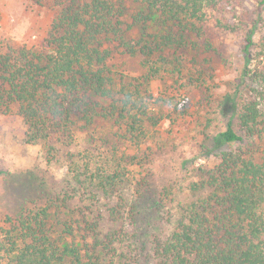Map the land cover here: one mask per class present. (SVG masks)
<instances>
[{
    "label": "trees",
    "instance_id": "1",
    "mask_svg": "<svg viewBox=\"0 0 264 264\" xmlns=\"http://www.w3.org/2000/svg\"><path fill=\"white\" fill-rule=\"evenodd\" d=\"M254 1L237 11L236 0H58L41 44L0 52V105L16 106L26 140L65 164L72 190L7 217L0 264H141L122 192L139 196L144 179L123 149L160 120L151 82L162 72L188 85L184 56L214 50L218 32L241 35L246 63L256 58L264 0ZM116 54L138 56L141 71L127 72ZM251 79L252 93L211 137L216 162L195 169L176 224L152 238L153 264H264V63Z\"/></svg>",
    "mask_w": 264,
    "mask_h": 264
},
{
    "label": "rangeland",
    "instance_id": "2",
    "mask_svg": "<svg viewBox=\"0 0 264 264\" xmlns=\"http://www.w3.org/2000/svg\"><path fill=\"white\" fill-rule=\"evenodd\" d=\"M254 2L236 0L237 11L251 10ZM58 7V0H0V52L9 47L35 49ZM212 37L214 50L199 52L194 62H189L191 54L184 56L183 65L193 78L188 85L185 78L162 72L151 82V106L160 120L148 127L140 145L123 149L136 156L133 173L144 179L139 196L132 188L122 192L134 205L128 229L135 236L141 264H153L148 258L152 238L168 234L190 201L188 184L196 178L195 169L216 162L211 137L225 128L232 105L252 93L254 65L264 63L258 34L251 51L256 58L248 63L241 35L218 32ZM139 59L115 57L132 74L141 71ZM243 72L249 73L242 78ZM227 95L232 100L222 109ZM16 111L15 105H0V227L8 225L7 217L43 205L65 189L72 192L65 164L47 161L40 144L26 140V124ZM261 111L264 114V103ZM77 142L84 145L83 133L77 134Z\"/></svg>",
    "mask_w": 264,
    "mask_h": 264
}]
</instances>
